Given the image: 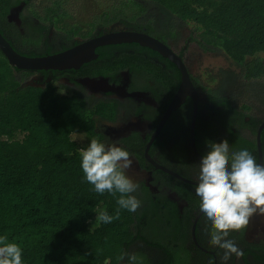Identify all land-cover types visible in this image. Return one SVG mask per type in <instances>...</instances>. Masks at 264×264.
Returning <instances> with one entry per match:
<instances>
[{
	"label": "trees",
	"instance_id": "1",
	"mask_svg": "<svg viewBox=\"0 0 264 264\" xmlns=\"http://www.w3.org/2000/svg\"><path fill=\"white\" fill-rule=\"evenodd\" d=\"M109 1L86 29L70 23L74 16L67 1L44 3L43 12L70 38L90 37L97 25L121 24L143 32L157 21L178 19L193 27L205 52L223 51L242 68L245 80L264 79V59L257 57L264 54V0ZM224 86L207 91L221 106L213 114L216 138L225 118L243 117L250 110L236 105ZM109 105L61 96L54 88L22 89L15 68L0 51V236L20 245L22 264H119L135 242L133 231L144 227L139 220L146 208L121 209L119 220L90 225L101 211L115 215L118 208L119 194H97L80 166L79 150L92 138L102 142L96 118L108 111L110 118L116 116V106ZM75 134H84L85 142L75 140ZM146 190L139 186L133 194L141 205L148 198Z\"/></svg>",
	"mask_w": 264,
	"mask_h": 264
},
{
	"label": "flooded vegetation",
	"instance_id": "2",
	"mask_svg": "<svg viewBox=\"0 0 264 264\" xmlns=\"http://www.w3.org/2000/svg\"><path fill=\"white\" fill-rule=\"evenodd\" d=\"M44 3L50 4L51 0H0V32L24 57L52 56L109 32L133 31L121 24L97 25L90 37L73 35L70 38L57 28L54 20L46 17ZM70 23L77 25L75 18ZM142 33L165 44L183 60L199 93L195 134L199 155L202 157L209 150L206 141L219 143L227 139L230 151L247 149L257 163L264 165V129L261 151L258 147V130L264 116L225 118L222 133L217 138L214 136L213 114L221 106L210 97L186 63L188 47L196 42L194 37L181 46V26L174 20L157 21ZM96 55L78 69L14 68L22 89L54 88L61 96L77 95L92 105L108 102L109 106H116L114 118L108 116L110 111L105 113L106 117L96 118V130L102 143H116L131 154L133 165L128 171L139 178L136 183L140 187L147 189L148 198L140 207L147 209L139 220L144 227L133 231L135 242L126 248L127 253L137 255V264H209L210 259L213 264H221L217 253L222 256V250L209 243L210 225L199 209L200 199L195 193L200 159L191 139L194 101L187 98L163 122L182 83L181 70L160 53L138 44L99 47ZM88 80L98 84L90 88L85 83ZM134 92L144 93L147 99L132 98L130 94ZM228 239L233 240L244 255L240 259L233 255L227 264H264V217L253 216L245 229L233 232ZM119 264H128L127 258Z\"/></svg>",
	"mask_w": 264,
	"mask_h": 264
},
{
	"label": "clouds",
	"instance_id": "3",
	"mask_svg": "<svg viewBox=\"0 0 264 264\" xmlns=\"http://www.w3.org/2000/svg\"><path fill=\"white\" fill-rule=\"evenodd\" d=\"M208 151L199 163L195 193L200 199L199 209L210 229L209 243L222 250L221 264L233 255L240 259L244 253L228 237L245 229L253 216L264 217V165L247 149L230 151L229 141H206ZM84 180L99 195L117 196L115 215L101 211L96 223L110 224L120 219V210L136 212L141 202L134 193L139 185L126 175L133 165L131 154L116 143L108 144L92 138L86 148L79 150ZM23 251L19 244L0 236V264H22ZM137 264V255L124 252L119 259ZM213 264V260H209Z\"/></svg>",
	"mask_w": 264,
	"mask_h": 264
},
{
	"label": "water",
	"instance_id": "4",
	"mask_svg": "<svg viewBox=\"0 0 264 264\" xmlns=\"http://www.w3.org/2000/svg\"><path fill=\"white\" fill-rule=\"evenodd\" d=\"M118 44H138L142 47H149L156 52L160 53L164 57L168 58L171 62L175 63L182 74V83L174 95L167 112L165 114L163 122L165 123L169 116L184 104L187 98H191L194 101V111L191 120V139L192 146L195 153L201 160V156L198 153L195 134L196 123L199 109V93L191 81L190 74L180 57H177L165 44L161 43L152 36L136 31L121 30L118 32H109L104 35L95 37L80 46L70 49L66 52H62L52 56L39 57V58H27L20 55L8 40L0 32V51L8 60L12 67H16L22 70H70L78 69L83 64L90 62L97 57L96 49L107 45ZM86 85L90 88L93 85L98 84L95 80L85 81ZM109 87L108 82H102ZM111 89V88H110ZM132 98L136 100H146L147 96L142 92H134L130 94ZM264 129V123L258 130V147L261 151V133Z\"/></svg>",
	"mask_w": 264,
	"mask_h": 264
},
{
	"label": "rangeland",
	"instance_id": "5",
	"mask_svg": "<svg viewBox=\"0 0 264 264\" xmlns=\"http://www.w3.org/2000/svg\"><path fill=\"white\" fill-rule=\"evenodd\" d=\"M67 6L71 14L75 18V22L85 29L86 24L91 19L106 10L112 3L109 0H67ZM153 10V9H152ZM154 13L156 11L153 10ZM178 21L182 30L183 43L188 38L197 36L193 34V27ZM197 42V41H196ZM192 42L187 50L186 63L192 74L199 80L200 84L208 90L219 88L224 83L225 93L232 97L234 103L238 106L247 105L250 110L247 111L248 116L263 117L264 116V79L245 80L243 78V70L236 63L231 61L223 51L205 52L200 49L198 42ZM257 57L264 59V54ZM249 58L248 60H251ZM222 81H224L222 83ZM263 90V91H262ZM84 135V134H83ZM81 134L74 135L73 138L80 143L85 142V136ZM20 137V136H19ZM135 183L139 181L133 172L126 170ZM96 218L91 222V227L96 226Z\"/></svg>",
	"mask_w": 264,
	"mask_h": 264
}]
</instances>
